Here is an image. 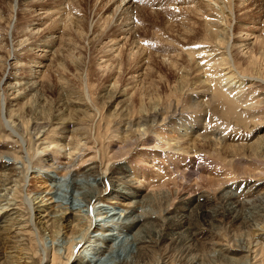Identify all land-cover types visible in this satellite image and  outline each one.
<instances>
[{"label":"rangeland","instance_id":"rangeland-1","mask_svg":"<svg viewBox=\"0 0 264 264\" xmlns=\"http://www.w3.org/2000/svg\"><path fill=\"white\" fill-rule=\"evenodd\" d=\"M53 1L48 0L47 7H52L50 2L53 3ZM189 1L136 0L138 3L133 11L124 13V17H122L124 20L125 18L134 19V27H137L134 28V32L129 36V39L130 41H135V45H138V42L141 41L140 48L136 49L138 51H135L132 55L133 57L127 58L126 49L129 48L127 44V48H124L120 56L110 58L108 70L101 73L102 71L96 70L97 65H95L97 64V58L101 54L99 51L101 44L99 39L96 38L98 34L95 33L93 36H88L89 24H94V22L97 24L99 21L101 14L98 15V13H101L99 10L101 6L95 0H78V7L72 10L81 19L75 24L74 31H80L78 35H82V40L77 35V32L72 31V33L68 34L69 37L75 38L73 39L74 41L71 38L69 40L72 41H70L71 43L76 40L74 48L76 47L75 44H77L78 48L73 49V46L72 48L70 47L73 44L70 45L68 43L69 47L66 45L65 49L71 48L72 50L65 51L63 49L64 52L61 51V55L54 54L55 56L51 52L47 58L48 60H45L49 62L50 58L54 59L51 63L46 62L49 66L50 64L52 65L47 74L50 88L44 92L29 93L31 95L26 99V101L30 99L29 103L15 110L16 107H8V99L10 100L8 91L11 88L9 86L15 82L13 75L18 70L16 62L13 61L27 65L25 69L28 71L31 63L43 60L42 57H38V55H43V53L33 50L34 47L32 45L20 56L21 52L17 49L20 39L26 34L25 28L28 27L27 24L38 20L37 4L33 3L32 0H0V151L20 157L24 156L25 160L29 162L30 168H36L35 173H31L29 169L24 168L20 170L21 174L16 178L21 185H25V189L20 192L21 194L19 193L20 196L15 194L18 197V201L22 199L21 206L24 212L23 215L26 217L24 219V221L26 220L25 225L29 223L28 219L30 218L28 200L32 196H38L47 190L46 183H43L40 179L47 173V168L40 162L38 163L42 156V151L50 156V158L48 157L50 161L55 159L62 163L73 159L76 161L75 158L81 157L82 161H78L79 163L85 165L83 163L85 160H91V163L94 162L93 164L98 166V170H104L107 165L111 170L119 168V166L132 167L138 175L136 176L135 186L142 189L145 188V191L149 184L154 186H150V189L157 188L155 187L157 185L161 187L162 184H165L163 190L170 195V203L166 207V209H170V211H167L170 215L163 213L164 206L162 210L155 214L157 219H162L164 214L168 216L165 219L171 220L169 222L180 219L182 214L175 210L179 207L178 203L185 195L189 196L191 194L193 197L200 193L210 199L211 202L204 209V216H199L192 212V216L190 214L186 219L192 228V232L203 230L209 235L210 243L207 239H199V243H196V246H198H195L192 251H188L186 249L188 245L185 243L184 238L186 233L184 232L185 234H182L184 237L176 235L173 244L168 241L158 243L152 251L150 250V255L142 257V261L139 264H188L189 260L195 256L200 259L201 264H264V238H262L264 237V221L261 219L260 221H255L256 224L258 222L257 227L251 224L252 222L244 221L245 224L236 222L237 219L227 214L228 209L225 208L224 203L222 204L220 197L225 187H231L232 193L236 194L237 190L234 189L235 187L237 189L246 188L248 184H253L256 180L250 174L243 173L241 165L235 164L234 167H231L228 161L232 157L233 148L240 147L247 141L249 142L256 134L257 127L264 122V85L254 83L250 87H247L249 85L244 87V102L248 103V105L250 104L253 107L252 110H245L250 107H242L241 104L233 101L227 95H225L227 96L226 98L223 93L215 92L208 86L198 85L196 81L198 78L193 73V65L191 64L193 62L191 60L194 58L197 61L203 59L200 58L202 57V52L210 47L208 44L211 45L209 43L211 35H208V31L213 29L218 31L219 26L217 24L224 19V16L218 20L219 14L216 12L212 13V11L209 13V10H205V12L202 8L204 14L209 13L207 16V19H209L207 20L203 16L204 18L202 19H206L207 22L201 18L197 20L196 13H198L199 8L193 11L192 15L191 11L178 9L189 6L190 3L193 4L192 0ZM228 2V10L232 13V16H228L230 35L236 36L240 33L249 34L254 32L256 35L262 34L264 36V33L261 32L264 30V0H243V5H240L241 2L239 0H228ZM92 4L94 5L92 6ZM107 13L110 14V12ZM110 30L107 31L108 34L106 36H111ZM229 34H227L228 37L221 38L222 42H227ZM68 35L66 36L68 37ZM77 36L80 38L78 39ZM106 36L105 38H107ZM143 49H146L145 52H141ZM190 51L191 55H189ZM171 54L177 57V68L175 69L171 68L167 63H163L170 59L169 55ZM142 57L147 59L145 61L147 69L143 75L137 78L138 81H130V73L132 74L136 71L134 66L140 63ZM161 57L167 60L163 61L164 59L162 60ZM209 63L213 64L214 62L210 61ZM10 64L12 65L9 66ZM237 67L240 68V71L243 70V67L238 65ZM116 78L118 79V82H116L118 90L128 86L131 87V89L127 88L132 92L137 91L136 93L139 92L141 94L143 90L145 96L149 95V99H151H148L143 105L145 116L143 112L141 113L142 100L140 101L138 97H132L128 101V97H124L122 101L123 98L117 99L118 96L113 98L110 94L108 95L113 90V88L111 89V83L115 80L117 81ZM58 83L65 84L66 90L68 91L69 89L68 93L63 95L59 93ZM128 89L127 91L129 92ZM127 91L124 94L128 93ZM70 97L75 99L73 101L77 100L79 104L77 107L68 105L71 100ZM68 98L70 100L67 101ZM24 101L20 100L19 102ZM127 102L129 103L128 110L124 112L121 109L125 110L124 106ZM139 102H141V105ZM157 111L159 112L158 114L155 113ZM14 116H16V120ZM8 117L13 119L14 129L20 137V141L7 131L4 120H8ZM144 117L147 120L150 119V122H156L144 136V143L142 141L136 142L134 145L126 147L125 153H118L117 147H123L126 135L133 134V140L138 138L135 130L137 123H142ZM61 119L71 122V125H65V127L57 126ZM256 123L259 125L257 124V126ZM187 124L190 126H185ZM184 127L188 129V137H196L198 134L208 137L205 143H199L196 140L192 144V139L194 138H190L189 143L183 145L184 147L186 146L182 148L185 153L182 152L181 155H187L184 157L188 166L187 171L185 170L186 172L182 165L176 163L173 165L175 170L170 168L172 162H176L175 160L171 162L165 160L164 157L161 158V154L157 156V153L165 151L169 153L171 151L170 147L173 148L172 144L174 143L172 142L173 136H177V133H171V131L173 129L182 131ZM215 129L217 131L218 129L228 130L227 136L223 137L225 140L219 143L220 145H217L214 139ZM152 140L162 142L161 147L163 148L148 146L146 149L148 151H145L147 155H143L142 152L144 151H142V148H145L146 143ZM229 146L232 149H227ZM41 148L45 149L42 150ZM70 153L72 154L69 155ZM177 154L179 155V153ZM10 160L7 156L0 159V164ZM17 165L22 167L21 164ZM63 165L59 167L61 173L64 171ZM27 171L28 179L25 180ZM133 172L125 171V173L129 174ZM211 181H214L213 184ZM215 185H218V187ZM40 195H43V193ZM215 210L219 213L212 215ZM209 220L215 224L213 231H210V225L207 224ZM169 222L167 223L169 224ZM158 224L161 225L163 223L159 221ZM163 227H165L164 224L158 228ZM53 230L55 231V227L52 228ZM48 233L49 231L46 232L36 227L34 231L29 228V237H24L20 240L12 238H7L6 240L0 237V264H49L51 258L50 249L53 247V241ZM198 235L199 233L195 234V236ZM148 239L146 237V240ZM149 240L152 241L153 239ZM211 248L215 250L223 248L225 253L224 255H212Z\"/></svg>","mask_w":264,"mask_h":264},{"label":"bare ground","instance_id":"bare-ground-1","mask_svg":"<svg viewBox=\"0 0 264 264\" xmlns=\"http://www.w3.org/2000/svg\"><path fill=\"white\" fill-rule=\"evenodd\" d=\"M32 2L37 4L36 11L38 20L27 24L28 27L25 28L26 34H24L25 36L20 39L17 45V49L21 52L19 54L20 56L27 51L26 49L29 48L30 45H32L34 47L33 50L43 53V55H38V57H42L43 60H39L38 62H34L33 64L31 63L28 71L25 69L27 65L18 61H13L16 62L18 68L16 66L15 67L18 70L13 75L15 82L11 84V86L8 85L11 88L10 91H8L10 100L8 99L9 104H7L8 107H16L15 110H18L19 108H22L26 104H28V101H30V99H28L27 101L26 99L28 98V96L30 97L32 93H39V91L44 92L46 89L50 88L47 81V74L49 73V69L51 68L50 66L52 65L50 64L49 66L48 63H51L52 61H54V59L52 60L50 58L49 62L45 61L48 60L47 58L49 57V54L53 52V56H55L60 54L61 51L64 52L63 49H65L68 43H70V45L73 44L70 46L71 48L73 46V49L77 47V44H75L76 47L74 48V43H76V40L74 43H71L72 41L69 40V38L71 37H69L68 34L74 31L75 24H77L81 19L78 18V14L75 11L73 12L72 10H75V7H78V0H54L53 3H51L52 1L50 2L52 7H47L46 4L48 3V0H32ZM95 2H98L99 6H101L99 8L101 13H98V15L101 14V16L97 24H95V22L94 24H89L88 36H93L95 35V33L98 34V36L96 35V38L99 39L101 44L99 50L101 54L99 55V58H97V64L95 65H97L96 70L102 71L101 73H104L108 70L110 58L120 56L127 44V47H129L128 49H126V54H128L127 58L133 57L132 55L135 53V51H138L136 49L140 48L141 41L139 39V46L135 45V41H130L129 39V36H131L132 32H134V28L137 27H134V19H123V14L133 11L138 2H136V0H95ZM192 2L193 4L190 3L189 6L178 9L188 12L191 11L192 15V12L196 11V9L199 8L198 13H196V17H198L197 20L204 17L207 19L210 11H212V13L216 12L217 14H219L218 20H220L221 17L224 16V19L220 20L218 24L216 23L219 26L218 31H214V29L208 31V35H211V38H209V43H211V45L208 44L210 47L206 51L202 52V57L200 58L203 59L200 61L195 60V58L191 60L193 62L191 63L193 65V73L198 78L196 80L198 85L206 87L208 86L215 92L223 93L224 97H230L233 101L241 104L242 107H250L245 110H252L253 107H251L250 104L248 105V103L244 102L243 90H245L244 87H246V85H249L247 87H250V85H253L254 83L264 85V36H262V34L256 35L254 34V32L249 34L239 32V35H230L228 16H232V13L228 10V0H192ZM239 2H241L240 5H243V0H239ZM94 4H92V6ZM202 8L204 9V11L209 10V13L204 14ZM107 12H110V14H108ZM207 20L205 22H207ZM203 25L205 24L203 23ZM205 27L204 29L207 30ZM109 29H111L109 31L111 33V36H106ZM74 32H77V35L78 33H80V31L78 30ZM261 32L264 33V30H262ZM227 34H229V39L227 38V42L224 43L222 42L221 38L228 37ZM66 35H68V37ZM78 36H80L82 40V35ZM105 36L107 38H105ZM80 37H78V39ZM71 39L73 40L75 38ZM71 48H67V50L65 49V51H68ZM145 50L143 49L141 50V52H145ZM189 55H191V51ZM169 58V60L166 59L167 62L163 63H167L171 68H177V57L171 54L169 55ZM163 59L164 58H162V60ZM146 60L147 59L145 57H142L140 63L134 66L136 71H134L132 74L130 73V81H138L137 78L144 74L145 70L147 69V65L145 64ZM166 60L164 59L163 61ZM141 61L143 62L141 63ZM210 61L214 63L211 64L209 63ZM46 62L48 63L46 64ZM11 65L12 64H10L9 66ZM237 65L243 67V70L240 71V68H238ZM116 82H118V79L117 81L115 80L111 83V89L113 88L114 92L113 90H111L112 92H110L109 90L110 93H108V95L110 94V96L113 98L115 96H118L117 99L123 98L122 101L124 100V97H128L127 101L132 97H138L140 101L142 100L141 113L143 112V115L145 116L146 114H144L145 111H143V105L144 103H146V101H148L149 95L147 94L148 96H145L143 94V90L141 94L139 92L136 93L137 91L132 92L128 89H131V87L128 86V88L124 87V89L120 88L118 90ZM58 84V92L60 90L59 93H62V95L68 93L69 89L68 91L66 90L65 84ZM127 89L129 90V92L127 91ZM116 90L118 91L115 92ZM126 91L128 93L124 94ZM70 98L67 99V101L70 100L68 102V105L71 107H77V105H79L77 100L73 101L74 98ZM20 100L25 101L19 102ZM158 100L160 101V99ZM139 103L141 105V102ZM128 104L129 103L127 102L124 106L125 110H121L124 112L127 111ZM73 110L75 111V109ZM76 110L78 111V109ZM139 110L141 109L139 108ZM155 113L158 114L159 112L157 111ZM16 116H14L15 120ZM9 119L4 120L7 131L20 141V137L17 135L14 129V123L12 122L13 119ZM149 120L150 119L147 120V118L144 117L142 119V123H137L135 132L138 138L133 140V134L126 135L123 147H117L118 153H125V148L132 146V144L134 145L136 142L142 141L144 143V136L146 135L147 131L156 123L155 121L150 122ZM263 123L260 125L256 123V125L258 124L262 127H259L257 125V129L255 128L256 134L251 138L249 142L246 140L247 142L242 144V146L234 147L232 150L233 153H231L232 157L228 161V164H230L231 167H234L235 164L241 165L243 173L250 174L256 180L253 184H248L246 188L241 187L237 189V187H235L234 189L237 190L236 194L232 193L233 191L231 187H225L222 191V194L220 195L222 204L224 203V206H226L225 208L228 209V215H230L234 219H237L236 222H252L251 224L256 227L258 226V222L256 224L255 221H260V219L264 221ZM65 125L70 126L71 122L61 119L57 124V126L59 127H65ZM185 126L190 125L187 124ZM215 130L216 134L213 133L215 135L214 139L217 145H220L219 143L225 140L223 137L227 136L228 130ZM187 131L188 129L186 127H184L182 131H179V129H173L171 133H177V136H173V148L170 147V152L172 153L170 154V152L168 153L166 151L157 153V156H160L161 154V158L164 157L167 161H176L172 162L171 164L170 168H172V170H175V168L173 167L175 163L178 165H182L184 171L188 167L185 161L186 158L184 159V157H186L187 155H181L183 152V145H187L191 138L188 137L189 134ZM192 138L191 139L193 140V144L196 140H198L199 143H205L208 137L203 134H198L196 135V137L193 136ZM161 143L162 142H160L159 140H152L149 143L147 142L146 147L142 148V151H148L146 150L148 146H152L153 148H163L161 147ZM41 149L44 150L45 148ZM227 149L232 148H230L229 146ZM144 152H142V154L146 156L147 153ZM176 152L179 153L180 156ZM44 153L42 151V156L38 163L40 162L44 165V167L47 168V173H45L43 177H40L42 182L46 183L47 190L45 192H42L43 195H40L42 194L40 193L38 196H32L33 198L31 197V199L28 200V213L30 214V218L28 219L29 223L25 225L24 223L26 220L24 221V219L26 217H24L23 215L24 212L21 206L22 199L18 201V197L15 196V194L19 195V193L25 189V185H21V183H19L16 178L21 174L20 170L25 168L29 169L31 173H35L36 168L31 169L29 162L25 160L24 156L20 157L12 153H4L3 151H0V159H3L7 156L9 157V159H11L9 162L5 161L4 163L0 164V237L6 240L7 238L20 240L24 237H29V228L33 229L34 231L36 227H39L40 230L43 229V231L46 232L49 231V237L53 241V247L50 249L51 258L49 264H139L140 261H142V257L144 255H150V250L152 251V249L157 246L158 243H165L166 241H168L172 242L173 244L176 239V235L184 237V235L182 234L185 233L186 236L184 238L185 243L188 245L186 246V249L188 251H192L194 249L196 243H199V239H207L209 243L211 242L210 237H208L209 235L206 234L203 230H196V232H192V228L189 226V223L186 220L192 212L196 213L199 216L205 215L204 209L211 202L210 199L206 196L200 193L196 194L193 197L191 194L189 196L185 195V197H183L182 199L180 198L181 200L178 203L179 207H177L175 210L176 212L182 214V217L180 219L174 220V222H169L171 220L165 219L168 216L164 214V217L161 216L162 219L159 218V220L157 219L155 214L162 210L164 206L165 209L162 210L163 213L165 212L167 213V215H170L167 212L170 211V209H166V207L170 203V195L167 191L163 190L165 184H162L161 187L158 185L155 186L157 188L151 187L152 189H150L149 187L153 185L147 184L148 187L145 191L144 187V189H142L135 186L137 180L136 176L138 175L135 173L136 170L132 169V167L128 168L119 166V168H113L111 170L107 165L104 170H98V166L96 164H93L94 162L91 163V160H85L83 162L85 165H83L79 163L82 161L81 157L75 158L76 161H74V159L70 161L67 158L68 161L62 163L61 161H56L55 159H53V161H50L48 159V157L50 158V156L47 153V155ZM71 154L72 153H70L69 155ZM17 164H21L22 167H18L19 165ZM61 165H63L64 168V171L62 173L59 169ZM126 170L134 172L131 174L125 173ZM26 173L27 176L25 177V180L28 179V171ZM211 182L213 184L214 181ZM215 186L218 187V185ZM216 213L219 212L215 210L212 212V215ZM159 221H161V223H163L165 227L158 228L159 226L161 227V225H163L158 224ZM167 222H169V224ZM207 224L210 225V231H213L212 229L215 224L210 220L207 221ZM53 227H55V231H52ZM196 233H199V235L195 236ZM172 234H174L175 236L173 235L172 237ZM146 237L153 240H146ZM224 253L225 251L223 250V248H218V250H215L213 248L211 254L217 256L224 255ZM188 264H201V261L197 256H195L189 260Z\"/></svg>","mask_w":264,"mask_h":264}]
</instances>
